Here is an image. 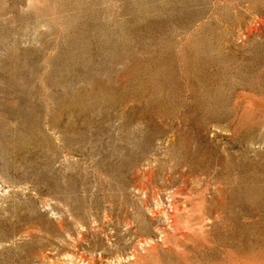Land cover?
I'll use <instances>...</instances> for the list:
<instances>
[{
	"label": "rangeland",
	"instance_id": "374dc122",
	"mask_svg": "<svg viewBox=\"0 0 264 264\" xmlns=\"http://www.w3.org/2000/svg\"><path fill=\"white\" fill-rule=\"evenodd\" d=\"M0 264H264V0H0Z\"/></svg>",
	"mask_w": 264,
	"mask_h": 264
}]
</instances>
